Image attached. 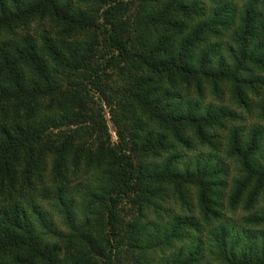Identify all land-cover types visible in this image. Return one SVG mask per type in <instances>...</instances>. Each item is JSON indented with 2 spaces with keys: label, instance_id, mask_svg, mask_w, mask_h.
Masks as SVG:
<instances>
[{
  "label": "trees",
  "instance_id": "1",
  "mask_svg": "<svg viewBox=\"0 0 264 264\" xmlns=\"http://www.w3.org/2000/svg\"><path fill=\"white\" fill-rule=\"evenodd\" d=\"M262 202L264 0H0V264H264Z\"/></svg>",
  "mask_w": 264,
  "mask_h": 264
},
{
  "label": "rangeland",
  "instance_id": "2",
  "mask_svg": "<svg viewBox=\"0 0 264 264\" xmlns=\"http://www.w3.org/2000/svg\"><path fill=\"white\" fill-rule=\"evenodd\" d=\"M261 206L264 207V202H262ZM239 218H240L239 215L232 216V217H231V215H230L231 223H236V222H238ZM236 228H237V227H235V229H236ZM204 239H205V237H204ZM211 259H212V258H211ZM204 261H205V262H208V261H209V257H208L207 255L204 256Z\"/></svg>",
  "mask_w": 264,
  "mask_h": 264
}]
</instances>
